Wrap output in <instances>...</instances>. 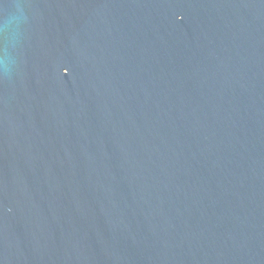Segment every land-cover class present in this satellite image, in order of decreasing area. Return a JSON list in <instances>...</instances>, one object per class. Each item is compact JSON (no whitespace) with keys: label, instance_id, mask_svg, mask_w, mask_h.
<instances>
[{"label":"water","instance_id":"95a60500","mask_svg":"<svg viewBox=\"0 0 264 264\" xmlns=\"http://www.w3.org/2000/svg\"><path fill=\"white\" fill-rule=\"evenodd\" d=\"M0 264H264V0H0Z\"/></svg>","mask_w":264,"mask_h":264}]
</instances>
